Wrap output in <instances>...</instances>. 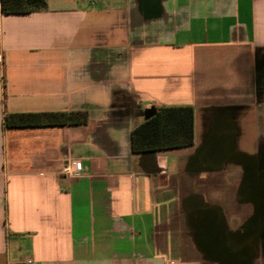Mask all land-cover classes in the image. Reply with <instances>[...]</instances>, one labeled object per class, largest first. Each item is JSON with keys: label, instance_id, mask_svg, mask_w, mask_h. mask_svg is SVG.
Masks as SVG:
<instances>
[{"label": "crops", "instance_id": "crops-1", "mask_svg": "<svg viewBox=\"0 0 264 264\" xmlns=\"http://www.w3.org/2000/svg\"><path fill=\"white\" fill-rule=\"evenodd\" d=\"M150 106L192 143L133 150ZM0 264H264V0L0 5Z\"/></svg>", "mask_w": 264, "mask_h": 264}, {"label": "trees", "instance_id": "trees-1", "mask_svg": "<svg viewBox=\"0 0 264 264\" xmlns=\"http://www.w3.org/2000/svg\"><path fill=\"white\" fill-rule=\"evenodd\" d=\"M4 12H27L45 6V0H0ZM86 110L6 113L7 126L34 124H84ZM192 109L189 106L160 107L134 127L132 148L136 151L188 145L192 143Z\"/></svg>", "mask_w": 264, "mask_h": 264}, {"label": "built area", "instance_id": "built-area-1", "mask_svg": "<svg viewBox=\"0 0 264 264\" xmlns=\"http://www.w3.org/2000/svg\"><path fill=\"white\" fill-rule=\"evenodd\" d=\"M80 161L76 160V161H71V162H67L63 165L62 167V172L65 174V175H68V176H74L78 173V170L80 168Z\"/></svg>", "mask_w": 264, "mask_h": 264}, {"label": "water", "instance_id": "water-1", "mask_svg": "<svg viewBox=\"0 0 264 264\" xmlns=\"http://www.w3.org/2000/svg\"><path fill=\"white\" fill-rule=\"evenodd\" d=\"M155 112H156V108H155L154 106H150V107L144 109V112H143L144 119L149 118V117L152 116Z\"/></svg>", "mask_w": 264, "mask_h": 264}]
</instances>
